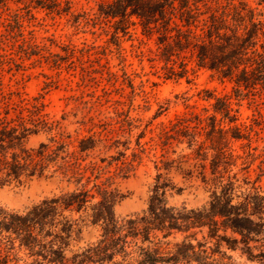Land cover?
Masks as SVG:
<instances>
[{"label": "rangeland", "instance_id": "374dc122", "mask_svg": "<svg viewBox=\"0 0 264 264\" xmlns=\"http://www.w3.org/2000/svg\"><path fill=\"white\" fill-rule=\"evenodd\" d=\"M107 1L0 0L1 116L15 120L18 116L24 117L29 128L23 140L27 147L48 143L55 135L54 131L31 123L30 119L36 117L59 126L66 136H71L72 145H78L77 138L90 135L101 139L88 160L105 167L106 174L101 180L107 185L112 183L110 190H116L114 213L118 218L145 215L161 173L162 181L170 185L165 196L167 206L174 208L173 215L190 219L184 220V231L174 229L166 237L165 232L155 231L151 241L138 240V245L148 247L150 255L160 259L155 264H172L161 259H168L180 250H184V264H264V228L261 234L242 238L225 229L220 221L215 228L201 225L196 217L211 201L213 175L208 174V184L201 176L197 177V171L196 176L188 178L184 170L189 165L179 166L177 161L185 145L176 146L177 153H170L169 165L162 160L158 145L164 126L170 127L186 112L205 113L204 109H208L212 113L215 99L204 98L211 93L233 94V83L220 79L213 71L197 67L190 58L191 53L184 51L175 69L181 71L185 59L190 72L186 77L170 76L169 67L173 64L166 65L158 59L162 51L158 34H145L139 24L130 25L123 32L115 19L101 13ZM247 2L264 20V3ZM232 101L239 109V123L249 127L258 115L255 105L249 99ZM131 125L138 128L133 129L130 148L126 150L124 141L130 139L127 131ZM260 127L254 126L250 133L251 143L245 139L233 141V148L240 155L256 147L251 150L254 156L249 158L252 162L249 175L241 171L242 159L232 172L237 173L236 185L240 186L235 192V202L241 199L237 195L254 191L253 186L260 187L264 194V163L261 162L264 129ZM144 129L142 143L146 150L140 153L136 137ZM120 150L126 151L127 159L109 165L111 156H118ZM101 157H106V161L102 162ZM172 159L175 162L170 163ZM128 164L133 165L128 176L118 175L120 167ZM260 174L263 176L257 181ZM73 188V184L58 176L22 183L12 181L0 184V206L24 212L46 198ZM93 203L88 205L87 212L73 214L74 218H80L81 232L54 244L55 248L62 246L64 264H78L80 254L101 238L102 226L87 218ZM53 239L48 237L46 241ZM131 248L136 252L129 258L117 255L113 260L85 264H136L141 259L140 251L136 246ZM19 255L20 264H61L50 262L42 255H31L25 249ZM76 255L79 256L76 258Z\"/></svg>", "mask_w": 264, "mask_h": 264}, {"label": "trees", "instance_id": "16d2710c", "mask_svg": "<svg viewBox=\"0 0 264 264\" xmlns=\"http://www.w3.org/2000/svg\"><path fill=\"white\" fill-rule=\"evenodd\" d=\"M262 3L264 0H260ZM101 13L115 19L123 32H127L130 25L139 24L145 34H158L162 49L158 59L166 65L173 64L169 67L170 76L181 78L190 72L185 59L181 71L175 69L184 51L191 53L190 58L197 67L213 71L220 79L233 83V94L217 96L211 93L204 98L213 96L215 99L212 113L208 109H204L205 113L186 112L170 127L164 126L158 145L165 165H169L170 153H177L176 146L185 145L177 161L179 166L189 165L184 170L188 178L196 176L197 171V177L201 176L208 184V174L213 175L211 201L196 217L201 225L215 228L220 221L225 229H231L242 238L261 234L264 228L263 191L253 186L254 191L237 195L241 199L235 202V192L240 186L236 185L237 173L232 172L242 159L241 171L249 175L252 164L249 158L254 156L251 150L256 148L249 144L250 151L240 155L233 148V141L245 139L251 143L250 133L254 126L264 129V20L259 17L262 14L251 8L247 0H109L103 3ZM234 98L238 101L249 99L255 105L258 115L249 127L239 123V109L234 107ZM18 118L11 119L0 113V184L58 176L74 188L46 198L24 212L0 206V264H20L22 249L31 255L49 258L50 262L64 264L66 257L62 246L55 248L54 244L81 232L80 218H74L73 214L87 212L88 205L94 201L92 213H87V218L100 224L103 232L94 245L80 256L76 255L80 257L78 264L109 261L117 255L126 259L136 252L133 246L140 251L141 259L136 260V264H155L160 260L150 255L148 247L138 245V240L151 241L155 231L165 232L164 237L174 229L184 231V220L190 219L173 215L174 208L167 206L165 196L170 185L162 181V174L157 176L145 215L118 218L114 213L116 190H110L112 183L107 185L101 180L106 174L105 167L88 160L102 140L90 135L77 138L78 145H72L71 136H66L59 126L54 127L36 117L30 119L31 123L54 131L55 135L48 143L27 147L23 140L29 128L23 116ZM134 128H138L137 125H131L127 131L130 139L124 141L126 150L130 148ZM145 135L144 129L136 137L140 153L146 150L142 143ZM106 146L104 144L103 148ZM111 158L109 165L126 160L127 153L120 150L118 156ZM101 161L105 162L106 157H101ZM132 168L131 164L120 167L118 175L126 178ZM262 176L260 174L257 181ZM248 179L246 176V183ZM48 237L54 239L47 242ZM161 260L184 264V250Z\"/></svg>", "mask_w": 264, "mask_h": 264}]
</instances>
